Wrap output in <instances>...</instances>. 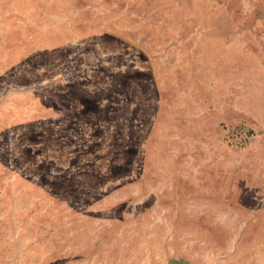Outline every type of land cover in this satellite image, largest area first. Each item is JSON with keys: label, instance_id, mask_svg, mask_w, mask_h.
<instances>
[{"label": "rangeland", "instance_id": "obj_1", "mask_svg": "<svg viewBox=\"0 0 264 264\" xmlns=\"http://www.w3.org/2000/svg\"><path fill=\"white\" fill-rule=\"evenodd\" d=\"M0 264H264V0H0Z\"/></svg>", "mask_w": 264, "mask_h": 264}]
</instances>
